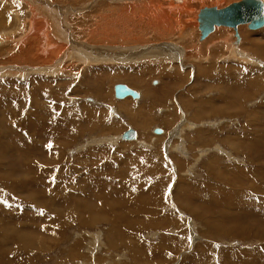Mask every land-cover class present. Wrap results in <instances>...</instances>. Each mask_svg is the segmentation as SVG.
I'll return each instance as SVG.
<instances>
[{
    "label": "rangeland",
    "instance_id": "1",
    "mask_svg": "<svg viewBox=\"0 0 264 264\" xmlns=\"http://www.w3.org/2000/svg\"><path fill=\"white\" fill-rule=\"evenodd\" d=\"M49 1L68 23L78 52L69 56L71 60L51 65L55 76L39 72L48 70L46 65L0 76V231L18 229L21 236L42 239L29 256L11 253L10 262L0 255V264H264V27L239 26L238 41L235 31L225 27L204 40L197 28L178 40L164 31L150 33L147 21H142L134 26V41L113 37L101 41L94 34V16L101 4L115 5L116 0ZM158 1L168 5V0ZM234 1L238 0H195L185 24L197 23L193 15L196 19L202 7L220 8ZM4 2L0 0V12L7 6L3 14L9 21L7 28L0 24L7 29L4 35L0 32V69L17 63L8 62L18 52L14 41L21 43L36 31L35 26L34 30L14 26L16 12L21 21L28 16L21 0H16L17 9L10 0ZM29 29L33 32L28 35ZM87 37L98 41L92 45ZM217 40L229 41L241 53L246 50L254 60L246 59L247 54L224 59L229 54ZM166 46L176 60V55L155 62L134 58L135 52L148 56ZM98 48L134 52H129L133 56L127 63L122 58L104 63L98 59L111 57L101 55ZM187 50L191 59L181 60L179 51ZM196 55L208 57L207 62L202 58L199 64ZM79 56L87 59L85 66L73 62ZM178 64L179 72L169 71L168 66ZM196 67L206 75L196 76ZM61 71L75 75L66 77ZM258 73L262 85L251 90ZM116 75L124 79L113 78ZM137 75L135 86L131 78ZM117 84L139 92L141 99L115 100ZM121 102H127V111ZM91 110L101 114L95 127L85 122ZM31 114L45 123L35 127ZM128 128L137 132L133 142L120 138ZM155 128L162 132L155 134ZM96 175L112 183L97 182L92 178ZM86 199L90 202L83 204ZM91 202L95 212L87 210ZM95 234L102 246L92 242ZM10 242L2 254L19 249L16 239Z\"/></svg>",
    "mask_w": 264,
    "mask_h": 264
},
{
    "label": "bare ground",
    "instance_id": "2",
    "mask_svg": "<svg viewBox=\"0 0 264 264\" xmlns=\"http://www.w3.org/2000/svg\"><path fill=\"white\" fill-rule=\"evenodd\" d=\"M3 1V3H5L4 2V0H2ZM22 1V5H24L23 6V8L25 7V9H26V11L25 12H28L27 14H28V16H27V18H25L26 20H24V21H21L20 19H19V16H18V12H16L15 14H14V17H16V21H15V23H14V26H16V28L17 29H20V30H22L23 29V27H27V28H32V26H35V34L32 36V37H26L27 39H23V41L20 43V41H14V46L16 47V46H18L17 47V50H18V52L16 51V52H14L15 53V55L12 57V58H10L9 59V61L8 62H12V61H14V62H17L16 64H14V63H12L13 65H11V67H9V68H2V69H0V76H2V75H4V76H10V75H17V74H20L21 75V73L23 74V73H26V71H28L29 69L31 70V68H33V67H30L29 68V66L30 65H37V67H40V66H44V65H46L47 66V69L48 70H44V71H39V72H43V74H49L50 76H55L57 73L56 72H54L55 71V69L54 68H51V65L52 64H59V63H61V62H64L65 60H71V59H69V56L70 57H74L75 55H74V53H77L78 51H77V48H75L76 46H77V43H74V42H72V40H70V37H69V35H70V33H69V29H68V23L65 21V19H64V16H62V15H60L59 14V12H56V11H54L55 9H52L51 8V6H54V4L52 3V2H50V4L47 2L46 3V0H40V1H42V2H38V0H21ZM100 1V0H99ZM117 1V3H115V5H108V4H101L100 6H99V11H98V13L96 14V16H94V19H95V25H96V27H97V29H96V33H94L95 35H98V38L101 36V41H103L104 39H109V37H113V38H118L119 40H123L125 43H127V42H131V41H134L133 39H132V36H133V38H135L134 37V26L136 25V24H140L142 21H147V27H148V29L150 30V33L151 32H153L154 33V35L156 34V32H160L162 35H163V31L168 35V36H176L177 37V39L178 40H182V38L186 35V34H192L191 33V31L192 30H196V28H197V23L195 22V24H185V16H189L190 15V12H191V8H190V5L193 3V1H195V0H175V1H171V0H168V5L166 6V5H162V4H160L159 3V1L158 0H116ZM210 1V0H209ZM211 1H214V0H211ZM239 1V0H238ZM238 1H234V2H238ZM261 3H262V6H263V11H262V14H263V16H264V2H262L261 0H259ZM10 2H11V4H12V7L14 8V9H17V4H16V0L14 1V0H10ZM9 2V3H10ZM18 2V1H17ZM113 2H114V0H113ZM94 3H96V2H94ZM199 3V2H198ZM204 3V2H203ZM211 3V2H210ZM20 4V5H21ZM118 4V5H117ZM226 4V3H225ZM229 4V3H228ZM227 4V5H228ZM200 5V4H199ZM119 6V7H118ZM224 6H226V5H224ZM223 6V7H224ZM11 7V8H12ZM116 7V8H115ZM211 7H215L216 8V10H219L220 8H223V7H220V8H218V7H216V6H211ZM211 7H204V8H209V9H212ZM6 8H7V6H5V5H3V10L0 12V24L2 23V26L3 27H5V28H7L6 27V19L9 21V19L8 18H6L5 19V14H3V13H5L4 11H6ZM162 8H165L167 11H165V10H163ZM203 8V7H202ZM20 9H21V7H20ZM8 10V9H7ZM18 11V10H17ZM163 11H165V12H163ZM61 12L62 13H64L62 10H61ZM141 12L143 13V14H141ZM198 13V12H197ZM137 14H139L140 16H138ZM194 14V13H193ZM116 16H117V19H115L116 18ZM174 16V17H173ZM175 16H177V18L175 17ZM194 16V20H196L195 19V14L193 15ZM196 16H197V14H196ZM8 17V16H7ZM191 17V16H190ZM174 18V19H173ZM4 19V20H3ZM174 22H175V24H177L178 25V23H179V27L176 29V31L174 30V28H175V26H174ZM9 25V24H8ZM110 25H112L113 27H115L114 29L113 28H109V29H106L107 27H109ZM142 25V24H141ZM176 25V26H177ZM245 25V24H244ZM18 26H20V27H18ZM144 26V25H143ZM160 26H161V29H159L160 28ZM239 26H241V25H239ZM239 26H237L236 27V30H235V33L237 34V32H238V27ZM150 27H153V28H150ZM220 27H225V26H219V27H214L213 28V30L211 31V32H209L205 37H203L202 39H201V36L199 35V39L200 40H204V39H206L209 35H211V33H213L214 31H215V29L216 28H220ZM262 27H264V25L262 26ZM262 27H260L261 29H262ZM5 28H0V32H2L1 33V35H4L5 33H4V31H7V29H5ZM9 28H10V26H9ZM91 28V27H90ZM146 28V27H145ZM168 28V29H167ZM225 28H228V27H225ZM260 28H258V29H260ZM11 29V28H10ZM14 29V28H13ZM16 29V30H17ZM24 29H26V28H24ZM33 29V28H32ZM31 29V30H32ZM106 29V30H105ZM112 29V30H111ZM134 29V30H133ZM139 29V28H138ZM258 29H255V30H258ZM30 29L28 30V35H29V33L30 32H33V31H31ZM34 30V29H33ZM142 30H144V27L142 28ZM18 31V30H17ZM26 31V30H25ZM94 31V30H93ZM188 31H190V33L188 32ZM19 32V31H18ZM4 33V34H3ZM20 33V32H19ZM19 33H16V34H18V35H20L21 36V34H19ZM25 33V32H24ZM152 33V34H153ZM195 33V32H194ZM242 33V32H241ZM22 34H23V32H22ZM17 35V36H18ZM8 36V35H7ZM88 36V35H87ZM167 36V37H168ZM187 36V35H186ZM9 37H11L10 35H9ZM8 37V38H9ZM24 36H22V37H20V39L21 38H23ZM147 37V36H146ZM167 37H165V38H167ZM190 37V39L192 38L191 36H189ZM195 37V36H194ZM8 38H6V39H8ZM94 37H92V38H88L87 37V40L88 41H91V44H92V42H97L98 40H96L95 38L93 39ZM211 38V37H210ZM2 37H0V44H1V42H2ZM5 39V42H7V40ZM15 39V38H14ZM184 39V38H183ZM190 39H188V40H190ZM216 39V38H215ZM240 39V37H239V35L237 34V41ZM247 39V38H246ZM19 40V39H18ZM169 40V39H168ZM229 40V39H228ZM228 40H226V41H228ZM54 41H57V42H60V43H62L61 44V46H58V47H56V46H54L52 43L54 42ZM217 42L219 43V45H220V43H223L222 45L225 47V50L228 52V57L227 58H224V59H226V60H229L231 57L234 59H237V57L239 56V55H241L242 56V54L243 55H246L247 53H245L246 52V50L244 51V52H242L241 53V51H236L235 49L233 50L232 49V47L229 45V41L226 43L225 41H218L217 40ZM234 42V41H233ZM233 42H232V40H231V42H230V44H233ZM90 43V42H89ZM258 43V42H257ZM67 44V45H66ZM74 46H73V45ZM99 44V43H98ZM185 44H186V42H185ZM189 44V43H188ZM191 44V43H190ZM251 44H255L254 42H251ZM251 44H249L250 45V47H251ZM5 45V44H4ZM93 45V44H92ZM242 45H243V43H242ZM13 46V45H12ZM66 46V47H65ZM240 46V45H239ZM259 46V45H258ZM262 46H264V45H262ZM3 47V45L1 44V48ZM98 47V46H97ZM163 47V46H162ZM158 48V49H156L157 51L156 52H153L154 54H148V56H146V55H144V54H137L136 52H135V56H134V58L136 59V58H139L138 59V62H144V61H147V60H154V62H155V59H157V58H160V59H162V58H170V57H172V55H176V54H172V51H173V49H171V48H169V46L167 47L166 46V48ZM171 47V46H170ZM175 47V46H174ZM14 48V47H13ZM85 48V47H84ZM65 49H67L66 51H65ZM91 49V48H90ZM96 49V48H95ZM98 49H100V48H98ZM239 49V48H238ZM254 49V48H253ZM0 50H2V49H0ZM7 50V49H6ZM107 49H105V51H106ZM178 50V49H177ZM258 50V49H257ZM256 50V51H257ZM260 50V49H259ZM100 51H101V49H100ZM137 51V50H136ZM88 52V51H87ZM180 53H179V56L181 57V60H182V57H183V59L185 60V61H187L188 60V58H190L191 56H187V52H188V50L187 51H179ZM253 52V51H252ZM33 53V54H32ZM94 53H96V52H94ZM101 53V55H105V56H109V57H111V59H98V61H101V62H104V63H106L107 61H108V63H113V61L112 60H115V59H118V58H122V60H124V62L125 63H127V62H129V60L132 58V57H130V56H133V52H131V53H129V54H125V56L126 55H128V56H124V54H122L120 51H118L117 49L116 50H111V49H108L107 50V52H100ZM150 53V52H149ZM159 53V54H158ZM190 53V52H189ZM1 54V53H0ZM86 54V53H85ZM84 54V56L86 57V55H88V54H86L85 55ZM194 54H196V53H194ZM193 54V55H194ZM253 54H255L256 55V53H253ZM13 55V54H12ZM83 55V54H82ZM118 55V56H117ZM151 55V56H150ZM259 55V54H258ZM83 56V57H84ZM96 56V55H95ZM197 56V55H196ZM82 56H79V58L76 60V59H74L75 61H73V62H76L77 64H79L80 66H85V64H86V60H84V58H83ZM176 57H177V55L175 56V60H176ZM262 57H263V55H262ZM59 58V60H57ZM93 58V57H92ZM133 58V59H134ZM164 58V59H165ZM199 58V59H198ZM202 58H204L205 59V61L207 62V59H208V57H206V56H204V57H198L197 56V61L196 62H198L199 64H200V62H202L201 61V59ZM241 58V57H240ZM248 58V54H247V56H246V59ZM251 58V57H250ZM250 58H248V59H250ZM264 58V57H263ZM89 59V58H88ZM191 59V58H190ZM196 58H193V61L195 60ZM253 58H251L249 61H251ZM55 60H57V62L55 61ZM63 60V61H62ZM107 60V61H106ZM239 60V59H238ZM254 60V59H253ZM23 61H26L27 63H25L26 64V66H25V64L23 65V63H21V62H23ZM93 60L91 59V62H92ZM95 61V60H94ZM118 61V60H117ZM157 61V60H156ZM162 61V60H161ZM190 61V60H189ZM90 62V63H91ZM123 62V61H122ZM149 62V61H148ZM163 62V61H162ZM178 62V61H177ZM181 62V61H180ZM256 62V61H255ZM18 63H20L19 65H17ZM40 63H42V65L40 64ZM95 63V62H94ZM98 63V62H97ZM115 63V62H114ZM161 63V62H160ZM185 63H187V62H185ZM198 63H196V64H198ZM211 63V62H210ZM251 63V62H250ZM260 63V62H259ZM92 64V63H91ZM182 64H183V62H182ZM247 64V63H246ZM254 64V63H253ZM257 64V63H256ZM255 64V65H256ZM64 65H66L65 63H64ZM140 65V64H139ZM168 65H170V64H168ZM174 65H176V64H174ZM24 66V67H23ZM207 66V65H206ZM206 66H205V68H206ZM22 67V68H21ZM141 67V66H140ZM169 68V71H174V72H179V70H180V66H179V64H178V66L176 67V66H168ZM201 67H203V66H201ZM130 68V67H129ZM157 68V67H156ZM199 68V67H198ZM197 67H196V70L198 69ZM204 68V67H203ZM205 68L204 69H202V68H200V69H202L204 72H206L205 71ZM185 69V68H184ZM85 71V70H84ZM113 71V70H112ZM36 72H38V71H36L35 70V73ZM130 72V71H129ZM128 72V73H129ZM32 73H34V71H32ZM89 73V72H88ZM201 74V76H200V74ZM61 74L63 75V74H65V76L66 77H74V73H70V72H63V71H61ZM84 74H86V73H84ZM116 74V73H115ZM114 74V75H115ZM131 74H132V72H131ZM144 74V73H143ZM25 75H27V74H25ZM87 75V74H86ZM125 75V74H124ZM199 76V77H204L205 75H206V73H202V72H199V70H197V72H196V76ZM220 75V74H219ZM127 76V75H126ZM176 76V75H175ZM178 76V75H177ZM177 76H176V79H177ZM125 77V76H124ZM130 76H127V78H129ZM135 77V76H134ZM222 77V76H221ZM24 78V77H23ZM113 78H115V79H121V80H123L124 78H123V76H120V75H116L115 77H113ZM126 78V77H125ZM165 78V77H164ZM179 78V77H178ZM256 79L253 81V83L250 85V87L249 88H251V90L254 88L255 89V87L256 86H258V84L259 83H261L262 81H263V77H262V74H260V73H258V75L255 77ZM108 79V78H107ZM112 79V78H111ZM139 79V77H138V75L135 77V78H131V82L133 83L134 81H135V83H134V85L136 84V85H138L139 83H137V81L136 80H138ZM222 79V78H221ZM128 80V79H127ZM174 80H175V78H174ZM181 80V79H180ZM215 80V79H214ZM139 81V80H138ZM51 81H49V83H50ZM96 82V81H95ZM100 83H101V81H99ZM174 83H176V82H174ZM209 83V82H208ZM94 84V83H93ZM142 84V83H141ZM117 85H123V86H125L126 88H128L130 91H134V93H135V95L136 96H134V98H132V99H134V100H138L141 96V94L139 95V92L137 93L135 90H133V89H131V88H129L128 86H126V85H124V84H117ZM135 85V86H136ZM260 85H262V83L260 84ZM259 85V86H260ZM116 86V85H115ZM113 87V91H114V89L116 88V87ZM102 88V87H101ZM164 88H162V90H163ZM50 90V89H49ZM250 90V89H249ZM196 91V90H195ZM51 92V91H50ZM145 92V91H144ZM162 92H166L165 94H167L168 93V91H166L165 89H164V91H162ZM194 92V91H193ZM60 93V92H59ZM100 93V92H99ZM113 94H114V92H113ZM152 94V93H151ZM239 94V93H238ZM45 96V95H44ZM114 96V95H113ZM145 96V95H144ZM243 96V95H242ZM41 97V96H40ZM127 97H130V96H126V97H124V98H115L114 97V99L115 100H122V99H125V98H127ZM221 97V96H220ZM45 98V97H44ZM221 98H223V97H221ZM240 98H241V96H240ZM46 99V98H45ZM48 100H49V98H47ZM141 99V98H140ZM242 99V98H241ZM41 100V99H40ZM131 100V99H130ZM218 100H219V98H218ZM221 100V99H220ZM43 101H45L44 99H43ZM47 101V100H46ZM46 101H45V103H46ZM123 101V100H122ZM127 101V100H126ZM48 103V102H47ZM47 103H46V105H47ZM125 103H127V102H124L123 104H124V107H125ZM120 104V103H119ZM122 104V102H121V106L123 105ZM45 105V106H46ZM128 105V104H127ZM130 106V105H129ZM39 108H41V104L39 105ZM43 108V107H42ZM47 109H48V107H46ZM57 109V108H56ZM112 109L113 108H111V111H112ZM128 109V108H127ZM127 109H126V107H125V110L127 111ZM131 109V108H130ZM133 109V108H132ZM131 109V110H132ZM34 111H36V112H38V110H34ZM33 111V112H34ZM212 111V110H211ZM219 111V110H218ZM43 112V111H42ZM41 112V113H42ZM128 112H130V111H128ZM39 113V112H38ZM113 113H114V110H113ZM131 113V112H130ZM134 113V112H133ZM136 113V112H135ZM134 113V114H135ZM87 117H86V119H85V122L87 123V125L88 126H91V127H95L96 125H97V122H98V119L101 117V114H98L97 113V111L96 110H91V111H87ZM45 115V114H44ZM129 115H131V114H129ZM68 115L66 114L65 115V117H66V119H68V117H67ZM134 116V115H133ZM38 117V116H37ZM37 117H35V115H33V114H31V117H30V122H31V124H32V121H37V122H34L33 124L35 125V127H37V128H39V125H37V124H39V122L40 123H45V120H42V118L40 117V119H38ZM45 117V116H44ZM50 117V116H49ZM132 117V116H131ZM135 117V116H134ZM51 118V117H50ZM49 119V118H48ZM64 119V118H63ZM134 119V118H133ZM65 120V119H64ZM48 121V120H47ZM78 121H80V120H78ZM142 121V120H141ZM48 122H50V121H48ZM131 124H134V125H136L135 123H133V122H131ZM33 126V125H32ZM132 126V125H131ZM33 128V127H32ZM41 128H42V126H41ZM130 131H132V133H134V138H129V139H122L121 138V136H120V138L122 139V140H125V141H128V142H130V141H135L136 139H137V134H136V131H134L133 129H131V128H128ZM50 130V129H49ZM161 132H162V130L161 129H159ZM51 134V133H50ZM156 134H158V133H156ZM180 134V133H179ZM47 139H48V137H47ZM106 139H108V138H104V139H102V140H106ZM98 141V140H97ZM100 141V140H99ZM137 142V141H136ZM48 144V143H47ZM51 144V143H50ZM48 146H49V144H48ZM47 147V146H46ZM53 147V150H56L57 148H55L54 146H52ZM52 147H48L50 150H51V152H52ZM47 149V148H46ZM55 154V152H53V155ZM52 155V156H53ZM51 157V156H50ZM41 163V162H40ZM49 163V162H48ZM42 164H44V163H42ZM49 165V164H48ZM31 168V167H30ZM42 169V168H41ZM31 170H32V168H31ZM95 171V170H94ZM100 171V170H99ZM126 171V170H125ZM26 172H27V176H29V177H31V171H30V169H26ZM134 172V171H133ZM142 172V171H141ZM33 173V172H32ZM42 174V173H41ZM126 174H128V173H126ZM34 175H35V173H34ZM98 175H96V177L95 176H92V178L94 179V180H96L97 182H101L100 180H102V181H107V180H103L102 179V176L101 177H98ZM104 177V176H103ZM108 177V176H107ZM122 178V177H121ZM22 179V178H21ZM100 179V180H99ZM141 179V178H140ZM6 180V179H5ZM108 180H110V178L108 179ZM22 181V180H21ZM119 181V180H118ZM130 181V180H129ZM84 182V181H83ZM108 182V181H107ZM108 183H112L111 181L110 182H108ZM128 183V182H127ZM10 184V183H9ZM23 184V183H22ZM6 185H7V183H6ZM10 186H12V184L10 185ZM10 186H8V187H10ZM135 186V185H134ZM13 187V186H12ZM45 187V186H44ZM47 187V186H46ZM119 187H121V186H119ZM124 187V186H123ZM47 189H48V187H47ZM88 189H89V187H88ZM96 189H98V187H96ZM141 189V188H140ZM151 190H155L154 189V187L153 188H151ZM112 191V190H111ZM67 193V192H66ZM36 194H34L33 196H35ZM94 195H95V192H94ZM32 196V197H33ZM95 197V196H94ZM146 197V196H145ZM112 198H113V196H112ZM140 198V197H139ZM142 198V197H141ZM105 199V198H104ZM144 199V198H143ZM2 200H5V199H3L2 198ZM50 199H48V202H50V203H48V204H51V205H53V202H52V200L51 201H49ZM54 200V199H53ZM35 201H37L36 199H35ZM55 201V200H54ZM86 201L87 202H90V201H88L87 199L85 200V202L83 203V204H85L86 203ZM95 201V200H94ZM101 201H103V200H101ZM190 201V200H189ZM189 201H187V202H189ZM8 202V201H7ZM79 202H81V200H79ZM92 203V202H91ZM101 203V202H100ZM82 204V203H81ZM88 204V203H87ZM104 204V203H103ZM108 205V204H107ZM156 205V204H155ZM88 206V205H87ZM86 206V207H87ZM94 208H93V207ZM189 207H191L190 205H188ZM26 210V209H25ZM87 210L88 211H93V212H95V210H96V206H95V204L94 203H92V205L90 206H88L87 207ZM142 210V209H141ZM110 211H111V209H110ZM93 212H91L90 214H91V216H93ZM50 213H51V211H50ZM110 213H112V212H110ZM60 215V214H59ZM99 215V214H98ZM57 216V215H56ZM83 216V215H82ZM65 218V217H64ZM87 218V217H86ZM43 219V218H42ZM45 220V219H44ZM58 220H60V219H58ZM53 221H54V219H53ZM79 221V220H78ZM92 221H96V219H92ZM28 222V221H27ZM26 222V223H27ZM112 222V221H111ZM28 224H30V223H28ZM48 224V223H47ZM63 224V223H62ZM61 224V225H62ZM48 226H49V224H48ZM53 226V225H52ZM64 226V225H63ZM1 228V227H0ZM34 229H36L37 230V228H35V227H33ZM63 228V227H62ZM23 229H24V227H23ZM1 230H3V231H0V250H8V248L6 249V248H4V245H5V247H6V245H7V243L8 242H10V239H12L11 240V245L14 243V239H16L19 243H20V246H19V249H17V250H12V251H5L6 253L5 254H2V252L0 251V255H1V257L2 258H4V255H6V256H8V257H6L8 260L7 261H10L11 262V260H12V258H10V257H13V255H17V254H19V252H20V254L21 253H23V252H27V254L26 255H28L29 256V254H28V252H30L33 248H35V246L38 244V243H40L41 241H42V239H38V238H35V237H25V236H21V235H19V233H20V231H18V229H17V231H15V230H11V229H1ZM25 230V229H24ZM55 229H52V233L53 232H55L54 231ZM22 232V231H21ZM9 236H10V238H9ZM4 238H5V241H4ZM98 240H99V242H98ZM94 241H95V243H97L98 245V247L99 246H102V240L95 234V235H93V239H92V242L94 243ZM3 246V247H2ZM38 246V245H37ZM41 246H42V243H41ZM92 247H94V246H92ZM39 248V247H38ZM38 248H36V249H38ZM21 250V251H20ZM39 250V249H38ZM46 251V250H45ZM4 252V251H3ZM13 255H12V254ZM6 261V260H5Z\"/></svg>",
    "mask_w": 264,
    "mask_h": 264
},
{
    "label": "water",
    "instance_id": "3",
    "mask_svg": "<svg viewBox=\"0 0 264 264\" xmlns=\"http://www.w3.org/2000/svg\"><path fill=\"white\" fill-rule=\"evenodd\" d=\"M202 8L196 16L197 29L201 39L205 37L213 28L225 26L229 29L236 30L239 25H246L249 30H255L264 25V16L262 14L263 6L259 0H239L231 2L228 5L216 10L215 7ZM237 39V34L235 33ZM114 89L115 98H124L130 96L134 98V91H130L123 85H116ZM153 132L160 133L157 128ZM122 139L134 138V133L127 129L121 134Z\"/></svg>",
    "mask_w": 264,
    "mask_h": 264
},
{
    "label": "crops",
    "instance_id": "4",
    "mask_svg": "<svg viewBox=\"0 0 264 264\" xmlns=\"http://www.w3.org/2000/svg\"><path fill=\"white\" fill-rule=\"evenodd\" d=\"M96 29H97V28H96ZM133 30H134V29H133ZM132 49H133V48L126 49L125 51H127V54H129L130 51H133ZM125 51H124V52H125ZM133 52H134V51H133ZM144 53H146V52H144ZM136 134H137V132H136ZM137 137H138V136H137Z\"/></svg>",
    "mask_w": 264,
    "mask_h": 264
}]
</instances>
